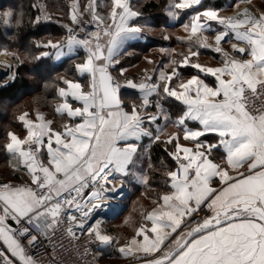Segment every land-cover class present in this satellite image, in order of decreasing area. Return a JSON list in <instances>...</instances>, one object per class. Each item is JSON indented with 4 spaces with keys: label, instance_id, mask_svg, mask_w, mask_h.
<instances>
[{
    "label": "snow or ice",
    "instance_id": "6c2138e0",
    "mask_svg": "<svg viewBox=\"0 0 264 264\" xmlns=\"http://www.w3.org/2000/svg\"><path fill=\"white\" fill-rule=\"evenodd\" d=\"M145 7L133 0H68L62 23L46 3H34L37 14L28 22L59 23L65 35L34 38L23 58L0 47V56L14 61L0 60L2 86L21 70L37 71L35 62L70 60L65 72L75 74L44 83L55 92L59 126L38 107L19 105L13 119L24 135L5 126L2 147L15 179L0 180V264H58L57 233L86 237L87 244L142 264H264V0L261 8L231 0L224 6L235 9L231 14L204 0H167L164 13L183 29L176 40L187 50L160 47L163 58L144 57L153 66L136 78L120 57L153 31ZM24 15L10 6L0 11V25L19 29ZM207 50L219 57L214 66L200 60ZM154 150L162 153L156 160L166 190L152 188L160 183L152 179ZM133 180L152 204L134 206L137 219L124 218L133 233L121 242L104 225L111 202Z\"/></svg>",
    "mask_w": 264,
    "mask_h": 264
},
{
    "label": "crops",
    "instance_id": "0c3cea01",
    "mask_svg": "<svg viewBox=\"0 0 264 264\" xmlns=\"http://www.w3.org/2000/svg\"><path fill=\"white\" fill-rule=\"evenodd\" d=\"M150 0H133L134 3H141L144 4ZM167 2V0H166ZM231 0H204L205 5H215L218 7H223V10L225 14H231L235 9L231 7H224L225 5L230 4ZM254 7L261 8V0H248ZM243 6V5H242ZM151 14L152 19V25L153 31L146 33L147 39L142 41H134L131 42V44L125 49V53L121 55L120 59L122 61L123 66L128 68V74L130 76L139 78V73L141 69L145 67H152L153 65H149L147 61L144 59V57L149 56L153 60L159 61L161 60L162 54L159 53L160 47H170V48H176L178 51H186L187 45L180 44L177 42L176 37L185 35L183 32V29L180 27L179 24H174L172 21L168 20L166 17L164 10L161 11L159 14ZM187 19V17H185ZM166 20L168 21L166 23ZM153 32V33H152ZM155 33V34H154ZM159 35V37L157 35ZM164 34H168L171 39L170 40H164L163 36ZM210 37L213 35V33H207ZM155 38L159 39L156 40ZM211 42V40H210ZM225 47H229L230 45H225ZM142 55H141V54ZM219 57L217 56L215 59H213V54L210 50L204 51V53L201 55L200 60L201 62H206L210 65H215L218 61ZM51 64H57L60 63L49 60V63ZM57 75H63L61 73H56ZM190 71H185L184 76L187 77L190 75ZM56 76V75H55ZM53 75V77H55ZM28 82H30V88H27L24 86L19 87L18 92L15 93H6V91L0 92V177L5 179H15V176H12L9 174V166L7 164V156L3 150L2 145L7 142L6 140V128L5 126L8 125L11 127L13 131H16L19 135L23 136L24 132L22 129V126L16 122L13 117L14 114H18V111H14L17 108V105L20 106V110H31L33 108L38 107L41 111L48 114L49 119H54L56 122V125L59 126V124L62 122L61 117L57 116L55 118L52 110V105L56 101L54 100L55 92L53 89H48L45 91L44 89V83L45 80L50 79L51 77H48L46 79L41 78L39 75H33V74H26L24 76ZM68 78H75L74 76H69ZM11 83V82H10ZM8 86V85H7ZM5 87V86H3ZM31 88L34 89V91H31ZM130 93L131 99H136L137 94L134 92V90H128ZM46 95V99L45 96ZM39 96L40 99L33 103V98ZM43 97V98H42ZM47 101V102H46ZM169 131L174 130L171 125H169ZM147 143V140L144 141ZM162 155V153L159 150L153 151V157L154 162L157 164V172L155 175H152L153 180H158L159 184H153V189H159V190H166L164 187V179L163 174L165 172L164 168H161L159 166L158 160H156L157 157ZM130 186V194L131 191H139L135 197L132 203H129L127 201V210H125L120 216L115 218L114 220H107V223L104 225L106 230L109 234H119L121 242H124L126 237L130 236L133 233V228L130 225H125L123 223L124 218L131 214L134 219L138 218V212H133L134 206L139 207L143 206L145 208H148L152 204V200L145 195H142V193L146 192L147 189L145 186L138 184L136 181H132L129 183ZM129 194V195H130ZM128 195V196H129ZM134 202L135 205H134ZM99 252L102 253L100 256L101 259H105L110 261L112 264H142V263H130L129 259L130 257H126L119 252L115 251V249H109V248H98Z\"/></svg>",
    "mask_w": 264,
    "mask_h": 264
},
{
    "label": "trees",
    "instance_id": "16d2710c",
    "mask_svg": "<svg viewBox=\"0 0 264 264\" xmlns=\"http://www.w3.org/2000/svg\"><path fill=\"white\" fill-rule=\"evenodd\" d=\"M48 3V6L51 8H48L52 10L53 16H56L57 19L59 18V14H61L64 8L63 4L64 2L66 3L68 0H0V8L2 9H7L10 6H15L17 11L20 10L22 7L24 10V25L23 27L17 29L15 26L11 28H5L3 25H0V47L3 45L7 44L9 47V50H19L21 53V56L23 58V54L26 51L27 47L29 46V42L31 40L38 39V38H45V37H60L61 34L63 33V29L56 25L53 24L52 22H43L38 26H33L31 25L28 21L30 16L34 17L36 13V9L31 8V5L34 3ZM166 3V0H150L146 3V7L144 8V11L152 14H159L163 10V5ZM49 11V10H48ZM15 37V40H12L11 38ZM38 65V70L35 72H28L25 70H21L19 77L17 78L16 81L11 82L8 86L5 87H0V92L6 91V93H15L18 92L19 87L24 86L27 88H30V82L24 77L26 74H33L38 76L39 71H43L44 75L43 78L46 79L48 77H53V75H57L56 73H61L63 75H66L67 77L69 76H74L73 72H65V68L68 67V64L71 63L70 60H65L62 64H51V62L46 64V65H40L39 62H35ZM32 65L29 64V67ZM41 77V75H39ZM34 91L33 88H31L30 92ZM46 99V95L44 96ZM43 98V97H42ZM47 102V101H46ZM55 116V115H54ZM57 116H55L56 118ZM3 175L0 173V176ZM1 178V177H0ZM164 185V184H163ZM165 187V186H164ZM139 191H131V194L128 196V202L132 203L134 200L135 195Z\"/></svg>",
    "mask_w": 264,
    "mask_h": 264
},
{
    "label": "built area",
    "instance_id": "2783aa9c",
    "mask_svg": "<svg viewBox=\"0 0 264 264\" xmlns=\"http://www.w3.org/2000/svg\"><path fill=\"white\" fill-rule=\"evenodd\" d=\"M3 9L0 8V11ZM234 42V41H233ZM0 60H8L9 63H13L11 57L6 56H0ZM1 70H5L3 68H0ZM5 79L0 80V87H3V81ZM10 82L7 84L9 85ZM2 180V178H0ZM127 186L124 189L125 195L122 199H119L118 201H112L111 202V208L112 211L118 210L122 208L123 206L127 205V199H128V193H130V186L129 183H127ZM108 211V212H112ZM53 242L56 244V254L55 259L58 262V264H85V262H89V264H112L110 261L101 259L99 255H96L97 252H99L98 247L95 243L87 244L86 243V237L80 238L78 241L76 240H70L67 237H61L59 233L53 238ZM2 243V242H0ZM63 244V247H60V245ZM84 247H88L91 251L87 256H83L80 253L83 252ZM52 255L51 248H48V255L43 256L42 259L47 261L49 259V256ZM130 263H142L140 259L136 257H130L129 259Z\"/></svg>",
    "mask_w": 264,
    "mask_h": 264
},
{
    "label": "rangeland",
    "instance_id": "374dc122",
    "mask_svg": "<svg viewBox=\"0 0 264 264\" xmlns=\"http://www.w3.org/2000/svg\"><path fill=\"white\" fill-rule=\"evenodd\" d=\"M82 2H83V0H82ZM40 3H42V2H40ZM45 3V2H44ZM46 4L48 5V3H47V1H46ZM51 7V6H50ZM49 6H48V8H50ZM63 10H65V11H63L61 14H59V19H60V21L62 22V23H67L68 22V19H67V16H66V12H67V6H66V3L64 2V4H63ZM51 9V8H50ZM50 9H48L49 10V12L50 13H52V10H50ZM4 10V9H3ZM52 14H54V13H52ZM57 16V15H56ZM56 16H53V18H56ZM53 20H56V19H53ZM53 24H56V25H58V26H60V24L59 23H53ZM153 33V32H152ZM155 34V33H154ZM63 35H65V31L63 30V33L61 34V36H63ZM157 35V34H156ZM60 36V37H61ZM158 37H159V35H157ZM60 37H45V38H38V39H44V40H47V39H49V38H52V39H59ZM156 40H159V39H157V38H155ZM141 54V53H140ZM80 55L82 56L83 55V51L81 50V52H80ZM142 55V54H141ZM70 64H68V66H69ZM3 179V178H2ZM127 201H128V199H127Z\"/></svg>",
    "mask_w": 264,
    "mask_h": 264
},
{
    "label": "water",
    "instance_id": "95a60500",
    "mask_svg": "<svg viewBox=\"0 0 264 264\" xmlns=\"http://www.w3.org/2000/svg\"><path fill=\"white\" fill-rule=\"evenodd\" d=\"M2 79H6V70H1L0 71V80ZM130 193H128L129 195ZM128 197V196H127ZM128 206L125 205L123 206L122 208L118 209V210H114L115 212H118L119 214L116 215L114 218H111L112 217V212H107V215L109 217L108 220H114L115 218H117L118 216H120L125 210H127Z\"/></svg>",
    "mask_w": 264,
    "mask_h": 264
}]
</instances>
